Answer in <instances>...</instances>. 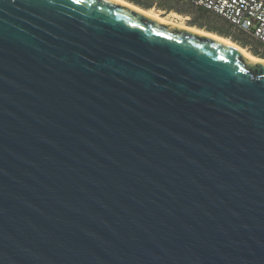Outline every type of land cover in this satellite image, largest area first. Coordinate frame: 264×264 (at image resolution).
Instances as JSON below:
<instances>
[{
  "label": "water",
  "instance_id": "obj_1",
  "mask_svg": "<svg viewBox=\"0 0 264 264\" xmlns=\"http://www.w3.org/2000/svg\"><path fill=\"white\" fill-rule=\"evenodd\" d=\"M0 264H264V61L117 0H0Z\"/></svg>",
  "mask_w": 264,
  "mask_h": 264
},
{
  "label": "trees",
  "instance_id": "obj_2",
  "mask_svg": "<svg viewBox=\"0 0 264 264\" xmlns=\"http://www.w3.org/2000/svg\"><path fill=\"white\" fill-rule=\"evenodd\" d=\"M129 1L146 10L157 7L166 12H177L180 15L191 17L188 21L189 26L230 39L243 48L249 49L253 55L264 58V44L262 42L235 28L221 16L196 6L192 3V0H153L149 4L140 0Z\"/></svg>",
  "mask_w": 264,
  "mask_h": 264
},
{
  "label": "built area",
  "instance_id": "obj_3",
  "mask_svg": "<svg viewBox=\"0 0 264 264\" xmlns=\"http://www.w3.org/2000/svg\"><path fill=\"white\" fill-rule=\"evenodd\" d=\"M264 44V0H192Z\"/></svg>",
  "mask_w": 264,
  "mask_h": 264
},
{
  "label": "rangeland",
  "instance_id": "obj_4",
  "mask_svg": "<svg viewBox=\"0 0 264 264\" xmlns=\"http://www.w3.org/2000/svg\"><path fill=\"white\" fill-rule=\"evenodd\" d=\"M125 1L131 3L129 0H125ZM140 1H142V2H144V3H146V4H149V3H151L153 0H140ZM183 1H186V0H183ZM131 4H133V3H131ZM133 5H135V4H133ZM143 9H144V8H143ZM145 10H146V9H145ZM146 11H151V12L157 14L158 16H160V17H162V18H165L166 20H168V21L174 23L173 25H176V26H179V27H182V26H185V27H191V26L188 25V21L191 19V17L184 16V15H180V14L177 13V12H166V11L160 10V9L157 8V7H153L152 9H150V10H146ZM183 28H184V27H183ZM192 28H195V27H192ZM195 29H198V28H195ZM198 30H200V29H198ZM202 31L207 32V31H205V30H202ZM207 33H211V32H207ZM212 34H214V33H212ZM216 35H217V34H216ZM218 36H219V35H218ZM226 39H227V38H226ZM229 40H230V39H229ZM231 41H232V40H231ZM237 45H238V44H237ZM239 46H240V45H239ZM241 47H242V46H241ZM242 48H243V47H242ZM244 49H246L248 52H250V53L253 55V53H252L249 49H247V48H244ZM254 56H255V55H254ZM255 57L264 60V58H262V57H258V56H255Z\"/></svg>",
  "mask_w": 264,
  "mask_h": 264
},
{
  "label": "bare ground",
  "instance_id": "obj_5",
  "mask_svg": "<svg viewBox=\"0 0 264 264\" xmlns=\"http://www.w3.org/2000/svg\"><path fill=\"white\" fill-rule=\"evenodd\" d=\"M117 1L123 3V4L127 5V6H130V7L134 8V9H136V10H138V11H140V12H142V13H144V14L150 16V17H153V18H155V19H158V20H160V21H163V22H166V23H169V24H172V25L174 24V23H172V22L166 20L165 18H162V17L158 16L157 14H155V13H153V12H151V11H146V10L140 8V7H137V6L133 5V4L128 3V2L125 1V0H117ZM182 27L187 28V29H190V30L195 31V32H198V33H201V34L209 35V36L216 37V38H219V39H221V40H224V41H226V42H228V43H230V44L236 46V47L239 48L240 50H242V51H243L246 55H248L249 57H251V58H253V59H255V60L264 61V60H262V59H259V58L255 57V56L252 55L250 52H248L246 49L242 48L241 46L234 44V43L231 42V40H229V39H226V38H223V37H221V36L214 35V34H211V33H207V32H204V31H202V30H198V29H195V28H192V27H185V26H182Z\"/></svg>",
  "mask_w": 264,
  "mask_h": 264
}]
</instances>
